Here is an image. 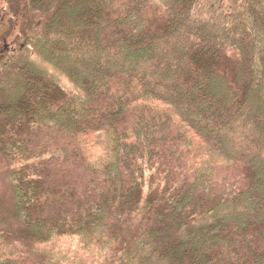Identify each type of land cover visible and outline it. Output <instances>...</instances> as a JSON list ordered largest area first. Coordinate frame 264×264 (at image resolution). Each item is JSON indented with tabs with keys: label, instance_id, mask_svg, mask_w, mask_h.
Listing matches in <instances>:
<instances>
[{
	"label": "trees",
	"instance_id": "obj_1",
	"mask_svg": "<svg viewBox=\"0 0 264 264\" xmlns=\"http://www.w3.org/2000/svg\"><path fill=\"white\" fill-rule=\"evenodd\" d=\"M4 11L0 152L33 264H264V0ZM12 234L0 264H25Z\"/></svg>",
	"mask_w": 264,
	"mask_h": 264
},
{
	"label": "rangeland",
	"instance_id": "obj_2",
	"mask_svg": "<svg viewBox=\"0 0 264 264\" xmlns=\"http://www.w3.org/2000/svg\"><path fill=\"white\" fill-rule=\"evenodd\" d=\"M6 0H0V55L6 51L10 45L15 33L7 32L11 23V17L4 11ZM17 22V20H15ZM3 22V24H2ZM2 24V25H1ZM9 24V25H8ZM18 30V28H17ZM10 33V35H8ZM8 36V37H7ZM8 159L0 152V223L9 227L13 231V240L17 242L18 246L23 252V263L33 264L34 259L28 252V247L25 243L22 234V222L15 216V197H14V182Z\"/></svg>",
	"mask_w": 264,
	"mask_h": 264
}]
</instances>
